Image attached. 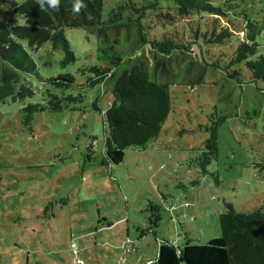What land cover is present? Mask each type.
I'll return each mask as SVG.
<instances>
[{
    "label": "rangeland",
    "instance_id": "374dc122",
    "mask_svg": "<svg viewBox=\"0 0 264 264\" xmlns=\"http://www.w3.org/2000/svg\"><path fill=\"white\" fill-rule=\"evenodd\" d=\"M21 1L0 0V19L9 20ZM214 2L228 19L260 20L258 54H264V0ZM66 35L77 60L60 69L55 52L45 64L51 51L46 43L40 50L43 77L69 71L81 79L84 66L107 64L93 34L72 28ZM240 39L236 32L227 53ZM35 83L40 90L25 102L0 103V264H151L164 239L201 245L220 237L226 204L240 212L264 207L263 82L239 84L208 66L203 84L171 86L172 111L160 134L144 150L127 149L117 165L102 162L109 128L93 105L99 97L107 110L112 90L95 87L81 109L38 113L30 130L20 108L46 103L44 86ZM223 115L217 157L202 174L197 163L210 131L200 126ZM93 139L95 157L85 162Z\"/></svg>",
    "mask_w": 264,
    "mask_h": 264
},
{
    "label": "trees",
    "instance_id": "16d2710c",
    "mask_svg": "<svg viewBox=\"0 0 264 264\" xmlns=\"http://www.w3.org/2000/svg\"><path fill=\"white\" fill-rule=\"evenodd\" d=\"M76 2L22 0L11 9L9 20L0 19V103L9 99L23 103L40 90L35 81L42 84L46 103L20 108L24 125L32 130L36 114L81 109L95 87L102 86V93L111 89L114 98L107 110L100 107L99 97L93 103L109 128L103 164L122 163L129 148L144 150L172 111L171 86L203 84L208 66L224 70L239 84L248 79L264 83V54H258L257 42L263 29L260 20L228 19L214 0H80L84 7L79 12L74 11ZM72 28H83L100 40L107 64L84 66L79 69L81 79L69 71L43 77L40 50L46 43H51V51L45 64L50 65L55 52L60 69L77 60L66 35ZM236 32L241 39L227 53L226 44ZM224 118L210 127L200 126L210 131L197 163L202 174L217 157L218 125ZM94 144L95 139L83 155L85 162L93 161ZM1 150L0 138V160ZM226 206L219 215L220 237L201 245L190 240L176 245L164 239L151 264H264V207L240 212L230 203ZM50 208L51 203L44 211Z\"/></svg>",
    "mask_w": 264,
    "mask_h": 264
},
{
    "label": "clouds",
    "instance_id": "9594fccd",
    "mask_svg": "<svg viewBox=\"0 0 264 264\" xmlns=\"http://www.w3.org/2000/svg\"><path fill=\"white\" fill-rule=\"evenodd\" d=\"M52 4L58 3V0H50ZM84 7V5L80 2V0H77V2L74 5V11L79 12V10Z\"/></svg>",
    "mask_w": 264,
    "mask_h": 264
},
{
    "label": "built area",
    "instance_id": "2783aa9c",
    "mask_svg": "<svg viewBox=\"0 0 264 264\" xmlns=\"http://www.w3.org/2000/svg\"><path fill=\"white\" fill-rule=\"evenodd\" d=\"M71 247L74 249V252H76V244L74 242L71 243ZM127 251L129 252V249H127Z\"/></svg>",
    "mask_w": 264,
    "mask_h": 264
}]
</instances>
